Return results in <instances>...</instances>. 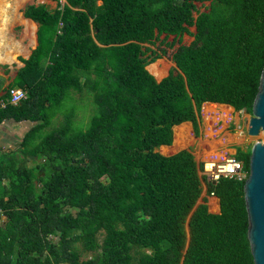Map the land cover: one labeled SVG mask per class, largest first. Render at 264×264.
I'll list each match as a JSON object with an SVG mask.
<instances>
[{
  "label": "trees",
  "instance_id": "obj_1",
  "mask_svg": "<svg viewBox=\"0 0 264 264\" xmlns=\"http://www.w3.org/2000/svg\"><path fill=\"white\" fill-rule=\"evenodd\" d=\"M67 1L79 10L44 23L51 36L41 29L46 44L16 78L28 99L0 107V123H35L22 159L0 164V264H255L245 182L208 185L220 200L212 214L198 204L206 179L193 154L157 149L175 126L198 128L204 103L252 113L264 0ZM178 41L158 82L147 67ZM89 100L84 127L77 113ZM235 157L249 172L250 151Z\"/></svg>",
  "mask_w": 264,
  "mask_h": 264
},
{
  "label": "crops",
  "instance_id": "obj_2",
  "mask_svg": "<svg viewBox=\"0 0 264 264\" xmlns=\"http://www.w3.org/2000/svg\"><path fill=\"white\" fill-rule=\"evenodd\" d=\"M15 1L19 2V0H6L3 3L1 2L2 4L0 3V95L3 97L0 102V107L2 109H5L8 104L13 106L18 105L10 103V95L7 92L11 88L25 92L27 94L26 99H28L27 90L15 86V81L19 72L26 66L25 63L31 59L38 47L41 44H46L45 40L40 39L41 29L45 28L51 36L50 27L44 23L50 22L51 17H63L66 8H70L73 11L79 10L70 7L67 0H21L18 5H15ZM7 5L8 8L6 9ZM61 30L62 24L60 23L57 25V34ZM190 31L193 33L194 30L191 29ZM164 37L162 36L161 39H164ZM187 38H191L193 41V37L185 35L182 39V44ZM169 40L172 41V39ZM56 42L58 43L57 39L54 40V43ZM180 43L178 41L176 48L179 47ZM152 49L155 50L154 47ZM159 52L161 51L159 50ZM53 57L54 54L45 58L44 63H50ZM154 65L156 66L152 72L151 68L149 69L148 67H153ZM149 66L147 70L156 79L158 78L160 80L166 78L171 71L167 62H154ZM167 67V74L163 76V71H166ZM2 103H5L6 106L2 107ZM223 105L219 103H211V105L210 103H204L197 115L198 128L195 129L192 122H185L179 126H175L173 128V141L171 145L161 146L157 149V152L165 157H169L180 151H189L193 154L197 163L202 165L201 162L209 153V150L215 151L218 145H220V148L222 147L223 152H227L232 156H237L239 150L245 152L250 151L249 146L252 145L253 141L247 135L242 139L240 136L228 132L229 142H223L222 140L218 142L215 140L207 141L205 139L207 134L205 125L207 124L202 111H211L214 109V106L216 110H220ZM229 111L232 115L231 131H233L235 124L243 126L249 118L247 112H237L233 107ZM34 126L35 123L28 120H16L13 117H9L0 123V164L6 167L12 165L16 158L18 160L22 159V151L25 150L22 148L24 139ZM224 136L226 137V134ZM6 185L7 180L0 186V189ZM203 200H206L210 213L220 214L219 198L207 195L205 188L198 204L203 203Z\"/></svg>",
  "mask_w": 264,
  "mask_h": 264
},
{
  "label": "water",
  "instance_id": "obj_3",
  "mask_svg": "<svg viewBox=\"0 0 264 264\" xmlns=\"http://www.w3.org/2000/svg\"><path fill=\"white\" fill-rule=\"evenodd\" d=\"M248 117L246 135L258 138L249 146V177L244 184L249 218L248 237L254 263L264 264V70L252 113H248Z\"/></svg>",
  "mask_w": 264,
  "mask_h": 264
},
{
  "label": "built area",
  "instance_id": "obj_4",
  "mask_svg": "<svg viewBox=\"0 0 264 264\" xmlns=\"http://www.w3.org/2000/svg\"><path fill=\"white\" fill-rule=\"evenodd\" d=\"M10 103L19 104L27 98V94L21 90L14 88L9 89ZM211 105V103H210ZM6 104L2 103V107H5ZM231 107L229 105H223L220 110L214 109L211 111L203 110L202 114L205 118V129L207 134L205 139L207 141L216 142L222 140L223 142H229L228 132L244 138L246 135L245 127L242 125H234L233 131L230 130V125L232 123V115L229 111ZM226 134V137L224 136ZM237 137V136H236ZM252 141L258 140V138H251ZM220 145L217 146L215 151H210L202 160V169L203 176L205 177L204 188L206 194L208 191V185L216 186L221 180H234L237 182H245L249 177V172L245 169L243 162L236 159L235 156L225 153L220 148ZM219 149V150H218ZM208 195V194H207ZM209 196L216 197L214 192H211ZM3 221L2 209L0 208V227L1 222Z\"/></svg>",
  "mask_w": 264,
  "mask_h": 264
},
{
  "label": "rangeland",
  "instance_id": "obj_5",
  "mask_svg": "<svg viewBox=\"0 0 264 264\" xmlns=\"http://www.w3.org/2000/svg\"><path fill=\"white\" fill-rule=\"evenodd\" d=\"M44 1H46V0H44ZM19 2H21V0H19ZM19 2H17V1H15V5H18L19 4ZM198 7H200L201 8V5L200 4H198ZM201 10L203 11L204 9L203 8H201ZM193 30V29H192ZM170 39H173L172 37L170 38ZM192 41V39L190 38V39H188L187 38V40L185 39L184 40V43L183 44H189L190 42ZM178 44V42L176 43V45ZM175 45V47L174 48H166V56H164V57H162L161 59H159V60H157L156 61V63H159V62H167L168 64H169V66H170V68L172 69V68H174L175 66H174V64H173V62H172V60H171V56H172V54H173V52H174V50L176 49V46ZM42 64H45L44 62H42ZM155 66L156 65H154L153 67L152 66H149L148 68L150 69L151 68V71L153 72V70L155 69ZM167 71H168V67H167V69H166V71H163V76L164 75H166L167 74ZM155 77V76H154ZM156 78V77H155ZM157 80H160V79H158L157 78ZM81 96L78 94H75L74 95V100L76 101V102H78V98H80ZM86 103L87 104H85L84 102H83V104L81 105V106H79V110H78V113H77V121L78 122H80V123H82L83 125H85L84 127H87L88 126V124H89V121H90V118H91V116L94 114V110H95V106H94V104H93V101H92V103H91V100H89V101H86ZM73 105H74V103H73ZM69 106H70V104H69ZM92 110H93V113H92ZM247 115V114H246ZM53 121H54V124H57V122H61L62 121V119H61V117L60 116H58L57 118H55V119H53ZM244 127H245V130H246V128H247V123L245 122V124L243 125ZM30 129V128H29ZM253 142H254V140H253ZM241 150H239V152H240ZM134 255L135 256H137V254L134 252ZM85 259H87L86 257H84V258H82V260H85Z\"/></svg>",
  "mask_w": 264,
  "mask_h": 264
},
{
  "label": "bare ground",
  "instance_id": "obj_6",
  "mask_svg": "<svg viewBox=\"0 0 264 264\" xmlns=\"http://www.w3.org/2000/svg\"><path fill=\"white\" fill-rule=\"evenodd\" d=\"M3 1H6V0H0V3L2 2L3 3ZM1 3V4H2ZM6 3V2H5ZM7 4V3H6ZM5 8V7H4ZM8 8V5L6 6V9ZM1 10V9H0ZM3 12H4V10H3ZM6 14V13H5ZM6 22H8L7 20H6ZM32 35V34H31Z\"/></svg>",
  "mask_w": 264,
  "mask_h": 264
}]
</instances>
